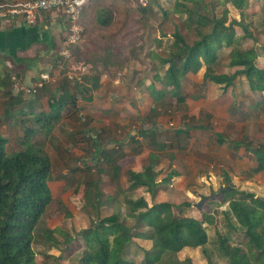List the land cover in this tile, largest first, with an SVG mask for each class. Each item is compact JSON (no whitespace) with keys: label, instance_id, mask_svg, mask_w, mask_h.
Instances as JSON below:
<instances>
[{"label":"crops","instance_id":"crops-1","mask_svg":"<svg viewBox=\"0 0 264 264\" xmlns=\"http://www.w3.org/2000/svg\"><path fill=\"white\" fill-rule=\"evenodd\" d=\"M105 1L91 0L83 10L81 25L85 34L77 52L91 66L112 70L109 65L113 61L106 62L113 58V38L103 32L105 27L109 28L108 11L102 8L95 15L92 10L95 5L104 6ZM103 18L105 21L101 20ZM64 22L57 11L41 13L32 26L20 19L0 22V75L7 76L5 83L8 77L12 82L18 78L29 86L43 73L50 76L29 100L23 93H18L19 90L12 89L13 83L0 88L5 107L0 124L18 125L22 109L28 113L25 109L28 104L31 105L29 112L33 114L60 112L51 137L57 142V149L61 147L77 158L81 154L86 156L82 159L89 160V167L82 170L84 175L87 174L85 168L91 170L102 161L112 168L111 179L117 183L122 169L125 168L127 173H140L150 165L157 173L155 197L161 195L158 192L161 186L181 184L186 187L194 178L199 181L191 182L198 185L202 180L209 188L231 183L236 189L248 190L264 198V171L247 176L257 166L255 153L247 146L251 143L252 149L264 153V92H252L248 88L240 93L236 84L239 77L232 87L224 89L204 79L205 66L195 74H186L180 80L178 90L172 92L162 78L166 68L161 75L159 68L154 70L148 85L143 79L131 84L130 78L119 82L109 77L104 79L95 70L90 71L83 77L81 93L76 92L63 71L64 63L73 69L74 61L64 62L58 55L64 37ZM155 41L160 45L161 38L157 37ZM182 86L185 89L181 90ZM72 95L73 103L69 100ZM176 97L180 98L179 102ZM170 111L175 114L173 128V122L167 116ZM70 121H78L77 125L84 128L82 132H74ZM59 124L62 141L58 142L59 136L55 135L56 138L54 132ZM254 140L256 144L253 145ZM82 145L86 147L79 150ZM114 146L115 149L109 150ZM98 151L106 152L98 155ZM115 167L118 168L116 173ZM57 178L61 179V176ZM205 194L197 193L199 197ZM95 195L97 197L98 192ZM111 196L107 197L123 203L120 201L121 197L124 199L122 192Z\"/></svg>","mask_w":264,"mask_h":264},{"label":"trees","instance_id":"trees-1","mask_svg":"<svg viewBox=\"0 0 264 264\" xmlns=\"http://www.w3.org/2000/svg\"><path fill=\"white\" fill-rule=\"evenodd\" d=\"M230 3L240 11V19L234 20L232 26L239 27L243 32L235 44L229 42L231 26L214 17V6L206 0H174L167 12L162 10L164 15L172 11L178 16L183 27L187 32H192L194 38L190 42L176 26L167 56L160 60V64L166 68L162 78L170 86L171 92L178 90L180 80L186 74H195L203 66L204 79L224 89L232 87L238 77H243L250 91L264 92V58L259 57L256 48L258 40L244 21L245 0H230ZM147 10L148 6L140 7L143 14ZM104 11L101 10L102 13ZM105 18L101 20L105 21ZM224 40L226 44H223ZM246 40H251L253 45L245 48L243 43ZM221 47L229 48L226 58L228 66L235 68L233 73H218L220 60L216 49ZM6 79L7 76L0 75V88L12 83L9 77L5 83ZM71 83L75 91L81 93L83 82ZM29 98L32 97L27 100ZM176 98L179 102L180 98ZM74 99L73 95L69 97L71 103ZM24 111L22 109L20 116H29L45 136L50 135L60 117V112L25 114ZM20 121L18 125L24 126L25 120L21 118ZM36 133L31 127L24 129L18 143L22 149L11 153L6 150L7 139L0 135V264H58L59 258L49 253L58 246L53 237L56 229L45 228L38 233L36 230L52 200L48 186L51 162L43 145L33 140ZM247 148L255 153L257 162V166L247 174L251 177L264 171V153L260 149H252L251 143ZM104 152L98 151V155H104ZM117 169L115 167V173ZM127 175L128 191L144 188L151 196L154 194L157 173L150 165L140 173L128 172ZM86 176H82L77 184L84 182ZM88 183L91 188H96L90 181ZM225 187H229V190L205 202L212 205L217 201L219 207L225 206L220 212L224 230L221 232L214 228L213 240L208 237L207 226L216 224L215 210H204L203 220L199 221L182 214V209L190 206L188 203L175 206L162 202L149 206L142 196L136 199L125 197L123 212L117 210L102 219L97 213L96 222L78 233L85 247L69 256V264H133L126 259L128 246L133 239L151 242V248L144 258L146 264L160 263L165 256H174L184 248H199L210 264L208 244L214 245V250L227 264H264V198L257 197L253 192L236 189L229 183L219 190ZM90 190L87 191L88 197L91 195ZM128 220L134 224L132 227L126 224ZM138 223L148 227V232L135 231L134 227ZM233 239L238 241L234 242ZM34 244H43L48 250L41 254L39 262L36 261Z\"/></svg>","mask_w":264,"mask_h":264},{"label":"rangeland","instance_id":"rangeland-1","mask_svg":"<svg viewBox=\"0 0 264 264\" xmlns=\"http://www.w3.org/2000/svg\"><path fill=\"white\" fill-rule=\"evenodd\" d=\"M173 1L174 0H147L143 6L140 3V0H106L105 5H108L109 7H105V5H95L94 7L90 6V8L92 7L95 15H97L99 10L102 8H105V10L108 11L109 28L105 27L103 32H105L106 35H109L108 37L113 38L112 44L115 48L113 51L114 59H108L106 62L110 63L112 60L113 63H111L112 65L109 66L113 67V69L111 70L109 68H101L99 70L97 68L99 65L91 66L90 63L80 58V54H78V52L75 53V58L74 62H72V65L83 63L88 66V73L95 70V73H100V76L106 75V77H109L110 79H116V74L118 73L120 77L118 79L119 82H124L123 80H129L130 78L132 80L130 81L131 84H135L136 81L143 79L145 80V84L148 85V83H151L152 81L154 70L157 71L159 68L158 71H160V75L164 72L165 66L160 64V60L166 58L167 56V50L170 42L172 41V33L174 28L178 26L177 28L182 35L186 36V38H189L190 41L194 39L192 32L186 31L181 23V19L174 15L172 11L170 13H166V15L163 14L162 10H166L167 12ZM206 1L213 4L214 17L231 26V39L229 42L231 44H235L243 34L239 27L232 26L234 20L238 21L240 19V11L232 6L230 0ZM141 6H148L146 13L143 14L140 11ZM263 7L264 1L262 0H245L243 7V17L245 24L248 26L254 37L258 40L256 48L260 58H264V17L262 16ZM209 8H211V6ZM163 34L165 35L164 37L162 36ZM157 37L161 38L160 45H158L155 41L157 40ZM226 43L227 41H225L223 44ZM252 45L253 42L251 40H246L243 43L245 48H248ZM216 51L220 60V68L218 73H233L235 68L228 66V59L226 58L229 48L221 47L219 50L216 49ZM103 62L104 60L102 63ZM70 67L71 65L64 63L63 71H69ZM41 75H44V73ZM16 79L12 82V89L15 91L19 90L18 93H23L24 95L26 92L24 90L23 91L25 93L21 91L20 87H31L35 83L31 81L30 83L33 84L25 86L24 83L18 78ZM66 80L70 83L72 82L69 79ZM236 84L239 85L238 89L240 90V93L243 94V92L248 91V84L245 78L239 77L236 80ZM180 88L181 90L185 89L183 86ZM38 90L39 89L35 90L36 92L34 95ZM258 97L259 96L257 95V98ZM2 102L3 99L0 98V115L5 109ZM25 109L27 112L31 111V105L28 104ZM167 116L170 118L169 121L173 122V128L175 126V121L172 119L175 117L174 111L167 113ZM19 118H24V126H13V123L11 122L0 124V135L7 139L8 143L6 145V150L8 153H11L22 149L18 143L22 139L23 130L28 127L33 128L37 131V133L33 136V140L43 145L44 151L51 161L52 170L50 174V180H48V182L50 191L52 193V200L47 207L45 214L41 217L42 219H40L38 225L36 226V228L39 226L38 229H35L37 230V233L39 230L41 231L45 228L56 229L53 237L57 240L58 246L56 248H52L49 253L59 258L58 264H69V256L85 247V243L78 233L83 229H87L90 224L96 222L97 213L99 214V218L102 219L112 215L117 210L123 212L124 205L122 203L117 204L113 198L107 197H112V194H119V192H122L124 198L129 197L136 199L142 196L147 200L146 202L151 205L154 203L168 202L175 206H180L183 203H188L190 206L183 208L182 214L184 216L193 217L199 221L203 220L202 212H204V210H215L213 212L215 216L214 220L217 222L214 226H207L208 237L210 240L215 238L214 228H217L223 232L224 229L222 227V216L220 212L221 210H224L225 206L219 207L217 201L216 204L213 203L212 205L204 203L201 207V210H197L194 206V204L200 200V197L197 195V193L203 192L207 193L205 195H209L211 192H217L220 187L215 185L214 187L209 188L205 180H202V184L198 185L191 182L193 180H198L193 178V180L190 179L188 181V185L186 187L181 184L173 187L163 185L164 187L161 186V188L158 189V192H161V195H156L155 197L154 194L151 196V194L147 193L144 188L128 191V175L125 168L122 169L123 172H121L120 175L118 173L119 178L116 183L111 179L112 168L106 166L102 161H98L96 163L100 169L97 166H93V169L91 170H87L88 168H85L88 175L86 174L87 176L84 177V182L77 184L80 178H82V176L85 174L82 171L84 170V167H89L87 164L89 160L82 159L86 156L81 154L80 158H77L73 153L67 152V150L64 152L61 147L57 149V142L53 140V136L51 137V134L49 136H45L44 132H40V128L29 119V116H19ZM70 122L73 124L72 129L74 132H82L84 129L77 125L78 121ZM4 125L6 129L3 127ZM61 130L62 128L59 124L54 132V136H59V139L57 140L58 142L62 141V138L60 137ZM254 142L253 145L256 144V142ZM85 147L86 145H82L80 146L79 150ZM77 148L78 146H76V149ZM115 148L116 146L109 148V150H113ZM145 163L146 161H143V164ZM57 176H61V179L57 178ZM89 181L92 184H95L96 188H91V185L89 186L88 183ZM89 190L91 195L88 197L87 191ZM97 192L98 196L96 197L95 193ZM120 199V201H123L122 197ZM175 212L178 213L179 211ZM126 224L130 227L134 225L130 220H128ZM134 229L135 231H140L142 233H146L149 230L148 227L142 225L141 223L136 224ZM233 238H236V236H233ZM233 241L237 242L238 240L233 239ZM150 248V241L144 239H133L128 246L126 259L133 264H146L144 258L146 252H148ZM207 249L209 251L210 264H227L214 250L213 244H208ZM33 250L36 253L37 262L40 261L41 254L48 251L43 244H34ZM207 261V258L202 254L199 248H184L174 256H165L160 261V263L157 264H208Z\"/></svg>","mask_w":264,"mask_h":264},{"label":"built area","instance_id":"built-area-1","mask_svg":"<svg viewBox=\"0 0 264 264\" xmlns=\"http://www.w3.org/2000/svg\"><path fill=\"white\" fill-rule=\"evenodd\" d=\"M90 2L91 0H1L0 22L20 19L26 25L32 26L36 24V20L41 13L59 12L65 22L63 24L64 37L59 47L58 55L64 62L74 61L75 53L80 47L84 33L81 25V15ZM146 2L147 0H140L143 6ZM87 73L88 66L86 64H75L73 69L66 71V78L72 82L82 84L83 77ZM102 77L107 79L106 75ZM119 78L117 73L116 80ZM47 79L48 74L41 75L31 87H20V89L26 92L25 95L27 97H31L36 92V89L43 87Z\"/></svg>","mask_w":264,"mask_h":264},{"label":"water","instance_id":"water-1","mask_svg":"<svg viewBox=\"0 0 264 264\" xmlns=\"http://www.w3.org/2000/svg\"><path fill=\"white\" fill-rule=\"evenodd\" d=\"M227 190H229V187H225V188L220 189L218 193H214V192H212V193H210L209 195H201V196H200V200H199L197 203L194 204L195 208H196L197 210H201V207H202V205H203L205 202L209 201L210 199H212V198H214V197H218V196H220L223 192H225V191H227Z\"/></svg>","mask_w":264,"mask_h":264}]
</instances>
